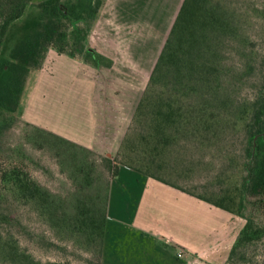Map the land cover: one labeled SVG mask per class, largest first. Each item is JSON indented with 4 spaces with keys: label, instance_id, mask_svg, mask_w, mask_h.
<instances>
[{
    "label": "crops",
    "instance_id": "obj_1",
    "mask_svg": "<svg viewBox=\"0 0 264 264\" xmlns=\"http://www.w3.org/2000/svg\"><path fill=\"white\" fill-rule=\"evenodd\" d=\"M183 2L104 0L88 44L99 63L50 51L27 95L26 120L115 159ZM195 138H183L159 177L122 165L109 180L104 264H122L112 242L125 230L135 244L124 264H225L243 229L241 201L228 199L225 169L211 180L208 158H193Z\"/></svg>",
    "mask_w": 264,
    "mask_h": 264
},
{
    "label": "trees",
    "instance_id": "obj_2",
    "mask_svg": "<svg viewBox=\"0 0 264 264\" xmlns=\"http://www.w3.org/2000/svg\"><path fill=\"white\" fill-rule=\"evenodd\" d=\"M32 4L40 10L37 32L19 40L9 59L0 61V138L14 122V117L9 115L21 107L30 73L43 68L49 50L95 65L101 58L89 50L88 44L104 0H0V59L10 25L21 19ZM231 22L215 0H184L118 156L113 160L102 157L110 179L117 176L122 165L159 177L167 167L174 165V153H181L183 138L195 137L197 110L209 108L234 117L249 128L250 147L240 212L252 203V196L264 194V162L259 159L264 144V81L253 98L235 99L237 88L244 81L239 77L228 79L236 71L227 66L222 56L224 41L235 35ZM68 32L73 33L74 41L69 40ZM71 46L78 47L79 52L67 51ZM28 124L54 141L92 152ZM98 189L101 191V185ZM0 190L18 203L33 205L43 216L56 218V224L102 253L109 183L104 197L91 198V203L81 201L75 205L73 215L63 212L61 218H58L60 203L20 166L0 172ZM263 237L264 226L248 220L230 252L228 263L237 252ZM0 245L6 250L5 260L40 264L8 240Z\"/></svg>",
    "mask_w": 264,
    "mask_h": 264
},
{
    "label": "rangeland",
    "instance_id": "obj_3",
    "mask_svg": "<svg viewBox=\"0 0 264 264\" xmlns=\"http://www.w3.org/2000/svg\"><path fill=\"white\" fill-rule=\"evenodd\" d=\"M215 1L230 18L235 29V35L224 41L222 51L227 66L236 71L228 79L239 77L244 81L237 88L235 99H251L264 81V0ZM39 16L40 10L36 4H32L26 8L21 19L10 25L0 61L9 59L19 40L37 32ZM72 34L68 32L70 41L75 38ZM66 50L79 52V48L74 46ZM50 51L57 52L54 49ZM43 68L30 73L21 107L9 115L14 117V122L0 138V172L11 166L24 168L60 203L61 215L58 218H61L63 212L73 215L75 205L81 201L91 203V198L98 195L104 197L110 172L98 154L54 141L28 124L24 115L27 95L35 73L41 72ZM195 135V141L190 148L193 158L196 161L202 157L208 158L211 163V180L216 178L218 169H225L228 199L234 202L240 197L241 208L250 147L248 125L213 109L199 108ZM259 159L264 162V144L261 145ZM99 185L101 191L98 189ZM250 202L252 203L244 207L243 213L240 212L243 228L248 220L264 226V194L252 196ZM55 221L56 218L51 220L49 215L40 214L33 205L18 203L0 190V243L6 240L12 242V246L40 264H104L102 253L96 246L72 236ZM126 233V230L125 233H119L112 242L115 249L113 252L122 264L134 260L132 252L135 241ZM1 248L0 264H18L11 259L5 260L6 250ZM228 260L229 257L225 264ZM228 264H264V237L237 252L233 261Z\"/></svg>",
    "mask_w": 264,
    "mask_h": 264
},
{
    "label": "built area",
    "instance_id": "obj_4",
    "mask_svg": "<svg viewBox=\"0 0 264 264\" xmlns=\"http://www.w3.org/2000/svg\"><path fill=\"white\" fill-rule=\"evenodd\" d=\"M184 254H185V251L181 248H178V251H177L178 258H182Z\"/></svg>",
    "mask_w": 264,
    "mask_h": 264
}]
</instances>
